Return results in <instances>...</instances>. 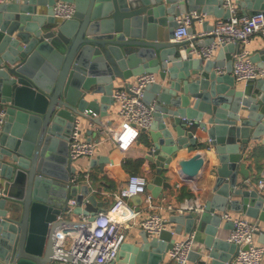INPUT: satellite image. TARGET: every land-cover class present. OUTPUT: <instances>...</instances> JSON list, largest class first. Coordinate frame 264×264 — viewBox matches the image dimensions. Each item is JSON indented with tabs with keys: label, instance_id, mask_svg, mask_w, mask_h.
Listing matches in <instances>:
<instances>
[{
	"label": "water",
	"instance_id": "1",
	"mask_svg": "<svg viewBox=\"0 0 264 264\" xmlns=\"http://www.w3.org/2000/svg\"><path fill=\"white\" fill-rule=\"evenodd\" d=\"M56 1L0 3V102L8 114L0 134V264H51L56 230L80 223L63 217L70 197L77 201L75 212L91 220L104 209L107 202L86 179L71 181L77 168L66 159L69 138L78 117L103 125L120 87L117 80L131 81L144 72L159 76L144 94L146 102L155 103L144 129L146 157L156 165L148 184L153 194L163 195V187L172 186L164 172L174 161L185 178L197 176L210 161L196 149L203 142L186 128L183 116L207 132L218 163L210 170L212 195L201 214L173 211V228L153 237L144 230L143 240L123 244L116 260L162 264L183 223L191 232L202 222L203 246L190 252V261L232 264L237 244L223 230L233 222L222 227L221 213L232 209L264 221V195L250 186L247 161L251 141L264 142V77L236 80L232 68L239 43L223 45L216 58L206 60L192 50L213 42L214 34L174 40L180 15L197 10L228 18L230 10L223 0H67L75 2V16L58 21ZM240 5L245 13H264V0ZM252 59L264 66L262 59ZM184 149L192 153L182 156ZM59 159L67 163L68 174L55 170Z\"/></svg>",
	"mask_w": 264,
	"mask_h": 264
},
{
	"label": "built area",
	"instance_id": "2",
	"mask_svg": "<svg viewBox=\"0 0 264 264\" xmlns=\"http://www.w3.org/2000/svg\"><path fill=\"white\" fill-rule=\"evenodd\" d=\"M5 1L8 0H0V3ZM241 1L223 0L222 5L230 10V16L218 19L211 30L194 33L189 31L194 19L205 22L209 15L207 12L193 10L180 15L174 40H192L194 37L214 34L213 42L195 46L192 50L194 56L206 60L214 58L217 50L223 45L239 43L240 49L234 53L232 73L237 81H246L264 77V66L252 59L247 47L256 32L264 31V13L262 11L254 14L245 13L242 11ZM75 13V2L57 0L54 4V15L59 20L73 18ZM158 80L157 73L144 72L113 91V98L118 106L120 125L115 128L112 123H105L101 130L114 141L119 149H129L138 139L141 131L150 125L154 116L155 103L146 102L144 94L147 85ZM89 111L94 113L91 110L86 113L90 114ZM7 116L6 108L0 102V134ZM182 121L188 130L193 131L194 136L200 142H204L200 140L196 132V128L200 125L196 119L183 116ZM91 122L94 121L91 120ZM81 124L82 119L78 117L69 138L72 160L82 156H95L97 152L98 142L82 136ZM207 143L206 148L201 144L196 149L201 152L203 149L213 147L210 142ZM88 177L89 175L86 174L87 179ZM81 178V174L75 173L71 181L77 183ZM149 181V177L144 173H131L127 182L112 193L113 202L99 211L93 220L85 213H76L77 201L74 197H70L63 217L77 220L80 223L56 230L52 263L112 264L132 227L140 226L151 237L167 229L169 220L157 210L158 204L155 202V195L148 187ZM249 182L251 187L264 195V174L255 181L252 177ZM138 194L143 196V204L149 210L144 216L141 215V206L130 203V199ZM173 209L180 214L191 212L199 215L204 209V201L200 196L186 197L179 206ZM221 215L223 219L233 222V227L226 236L229 241L237 244V252L232 264H264V245L257 242V234L261 231L260 220L229 210L223 211ZM198 224L184 238L176 240L168 251V256L176 263L191 264L189 254L194 249L199 232Z\"/></svg>",
	"mask_w": 264,
	"mask_h": 264
},
{
	"label": "crops",
	"instance_id": "3",
	"mask_svg": "<svg viewBox=\"0 0 264 264\" xmlns=\"http://www.w3.org/2000/svg\"><path fill=\"white\" fill-rule=\"evenodd\" d=\"M220 18L222 17L209 14L205 22L195 20L192 26L194 27L195 32H201L204 30V25L206 23H208V25H214ZM57 20L62 21L59 19ZM247 47L251 52L252 58L258 57L264 61V31L262 30L256 32ZM218 53L219 49L217 50L214 58L217 57ZM224 60H228L227 57L224 56ZM220 70L226 69L221 68ZM135 78L136 76L133 77V79ZM127 81L119 78L116 84L118 86H122ZM238 82L240 84L244 83V81ZM109 112L110 113L108 115L102 117L104 124L112 123L115 128H118L120 125V117L118 114V106L115 102L111 105ZM89 113L91 116H99V114L95 115L90 111ZM81 119L82 136L84 138L97 141L98 148L95 156H82L76 160H73L72 164L77 168L76 173L81 174V179H86L91 185L92 189L96 192L98 199L105 200L107 202L104 206V208H107L113 202L114 196L112 193L117 191L123 184L127 182L131 173H144L149 177V179H151L155 173L156 165L152 164L146 157L147 151L149 149L148 135L144 130H142L138 139L129 149L121 150L115 145L114 141L101 130L104 124L102 125L97 122H91V119L88 117H81ZM196 132L200 140H204L203 146H207V132L203 130L200 125L196 128ZM248 148H252L253 150L247 161L251 169L253 180L255 181L264 174V142H262V140H252ZM201 152L206 159L210 158V161L206 162L205 166L197 176L193 178H185L181 174L176 161L172 163L170 170H166L164 172L166 179L171 182L172 186L163 187V195L155 196V202L158 204L157 210L168 218L169 224L167 228L169 229L176 225V223L171 220L173 211L176 212V210L173 208L179 206L184 198L200 196L203 201H205L209 196L212 195V186L215 176L211 174L210 170L214 164L218 163L216 152L213 147L210 149H203ZM191 153L192 152L187 151V149H184L182 156H188ZM60 155L63 154L59 153L58 156ZM69 157L70 156L66 155L67 160ZM94 158H98L96 159V162L92 161ZM56 162H58L61 166L55 167V170L68 174L67 163H63L60 159L56 160ZM86 174L89 175L88 179L86 178ZM130 203L141 206L142 216L146 215L149 211L144 206L140 197H137V199L132 197L130 199ZM170 205H172V207H170ZM228 210L236 214H245L242 211L232 209ZM176 213L180 214L179 212ZM227 222V220L223 219L221 226L223 227ZM198 225L199 232L195 240L194 249H200L203 246V240L206 235L205 223L200 222ZM260 225V232H262L264 231V221L261 220ZM186 228L187 223H183L181 232L175 234L176 240L184 238L189 233ZM231 229V226H227V228L223 230L225 236L228 235ZM143 232L144 229H142L140 226L132 227L128 231V237L124 244L128 242L140 243L143 240ZM260 232L257 234V242L264 245V243L260 241ZM120 261H122V259L116 260L115 264H119ZM162 264L178 263L171 259L167 252ZM191 264H193L192 261Z\"/></svg>",
	"mask_w": 264,
	"mask_h": 264
}]
</instances>
